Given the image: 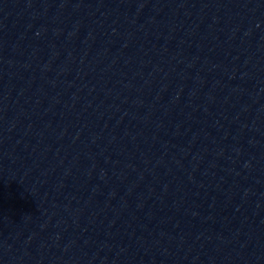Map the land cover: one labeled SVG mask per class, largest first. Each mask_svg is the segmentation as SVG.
Segmentation results:
<instances>
[{
    "label": "water",
    "instance_id": "water-1",
    "mask_svg": "<svg viewBox=\"0 0 264 264\" xmlns=\"http://www.w3.org/2000/svg\"><path fill=\"white\" fill-rule=\"evenodd\" d=\"M0 264H264V0H0Z\"/></svg>",
    "mask_w": 264,
    "mask_h": 264
}]
</instances>
